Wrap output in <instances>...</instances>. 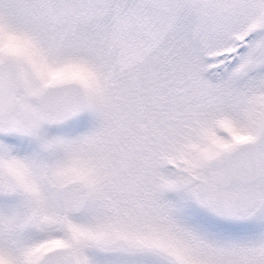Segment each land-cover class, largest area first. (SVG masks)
I'll return each instance as SVG.
<instances>
[{
	"label": "snow or ice",
	"instance_id": "snow-or-ice-1",
	"mask_svg": "<svg viewBox=\"0 0 264 264\" xmlns=\"http://www.w3.org/2000/svg\"><path fill=\"white\" fill-rule=\"evenodd\" d=\"M0 264H264V0H0Z\"/></svg>",
	"mask_w": 264,
	"mask_h": 264
}]
</instances>
